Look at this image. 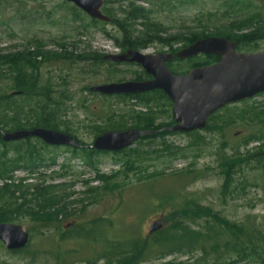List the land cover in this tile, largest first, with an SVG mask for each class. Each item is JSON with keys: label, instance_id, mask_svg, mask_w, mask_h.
Wrapping results in <instances>:
<instances>
[{"label": "rangeland", "instance_id": "rangeland-1", "mask_svg": "<svg viewBox=\"0 0 264 264\" xmlns=\"http://www.w3.org/2000/svg\"><path fill=\"white\" fill-rule=\"evenodd\" d=\"M104 1H108L107 7L119 11L133 0ZM246 3L248 8L237 11L229 7L228 0L136 1L137 6L152 12L149 23L161 24L162 38L186 35L191 31L201 33L204 29L212 35L217 28L257 12L264 18V0H247ZM72 7L63 0H0V50L5 54H16L24 52L29 44L40 42L46 52H60V45H67L69 51L75 52L77 56L98 55L101 61L106 56L120 53L111 38L103 33L105 30L110 36L118 37L120 32L117 27L112 23H104L87 30V34L80 37L78 33L82 31L78 29L79 23L73 20ZM88 20L89 17L85 24ZM143 30L140 23L133 28L134 33ZM73 44L76 45V51L70 47ZM184 45L181 42L171 48L157 42L142 53L166 54L171 50H181ZM243 52L264 53V40L250 45ZM187 66L174 65L182 70H186ZM141 74L142 68L136 65L111 67L108 64L97 66L92 62L71 64L54 61L44 64L41 69L42 85H51L55 96L64 93L68 97L63 102L61 130L69 127L71 133L85 146L93 144L97 138L95 131L100 128L106 132L133 129L112 131L108 130V123L124 120L127 127H130L133 112L143 110L141 106L135 105V101L104 98L88 90L94 86L133 81ZM9 84V81H0V94L12 93ZM35 109L34 104L25 105L24 113L27 116L21 113L22 117L32 118L35 113L29 111ZM160 117L158 126L170 122L167 116ZM211 128V131L189 134H164L163 131L159 138L135 143L128 149L133 153L128 155L108 153L95 156L98 163L96 168L101 175L111 177L115 172L126 171L132 165L134 169L126 177L120 173L112 179V193L111 190L108 194L101 190L99 196L85 201V206L73 207L72 215L58 223L60 230L43 231L28 217L16 216L12 224L21 226L30 234V243L27 252L22 253L9 252L0 242V264H85L102 246L89 245L88 239L62 242V234H68L78 226L89 227L92 222L105 219L112 225H105L98 230L96 234H101L102 240L126 242L134 238H149L153 222L160 219L163 229L171 225L169 217L183 199H194L232 223L255 224L263 228L264 95L230 105L227 112L212 123ZM158 129L163 130L161 127ZM255 137L258 140L245 145ZM33 143L37 144L36 141ZM9 149L10 158L14 157L13 147ZM46 153L57 158L56 164L40 167L38 173L26 184L40 182V174H44L49 183L68 184V191L75 192V197L86 190L84 182H91L89 186L92 188L103 187L101 182L96 181V171L81 157L74 158L67 148H51ZM127 163L128 166H125ZM227 163H231L233 171L229 191L224 193ZM64 165L70 168L69 177H54L53 173L61 171ZM51 177L54 181H51ZM13 178H27V171L16 170ZM118 189L124 190L119 193ZM78 197L83 199V196ZM200 225H204V222ZM61 252L75 253L57 261L55 257ZM200 255V252L189 256L167 255L165 258L153 255L148 264H179L190 261L188 257L197 258Z\"/></svg>", "mask_w": 264, "mask_h": 264}, {"label": "trees", "instance_id": "trees-1", "mask_svg": "<svg viewBox=\"0 0 264 264\" xmlns=\"http://www.w3.org/2000/svg\"><path fill=\"white\" fill-rule=\"evenodd\" d=\"M136 1H131L125 7L122 6L119 11L107 7L108 1H104L103 13L112 20L111 23L117 27L120 36H110L105 30H103V33L111 38L114 45L123 52L127 50L145 51L157 42L169 45L171 48H173V45L184 42V47H188L198 40L211 37L236 42L238 49L243 52L250 45L264 40V18L259 12L248 15L244 19H236L228 26L217 28L215 34L212 35L207 34L204 29L201 33L191 31L186 35L179 34L178 36L162 38L160 37V34L163 33L160 27L161 24L149 23L152 12L137 6ZM228 1L229 7L233 10L237 9L238 11L248 8L247 0ZM71 10L74 12V22L79 23L78 29L82 31L78 33L80 37H84L87 34L85 32L89 29L105 25L91 19L85 24L88 16L76 7H72ZM139 23L144 30L140 33H134L133 28L137 27ZM245 30L251 31L241 33ZM70 47L75 51L77 49L74 44ZM59 49L60 52H46L44 46L40 42H36L29 44L24 52L16 54H5L3 50H0V81H9V88L13 89L9 95L0 94V129L4 132L35 128L62 131L73 137L79 145L85 147L84 143L71 133L69 127L61 130L60 118L63 112V102L68 97L64 93L55 96V91L51 85H42L41 69L44 64L54 61L71 64L92 62L93 64L96 63L97 66L108 64L111 67L117 64L101 61L98 55L77 56L75 52L69 51L67 45H60ZM176 51L178 50H171V52ZM216 62H218V57L210 55L204 59H197V62H186L188 65L186 70L174 67V64L168 65V67L173 74L181 75L186 74L191 68L208 66ZM143 76L148 77L145 72H143ZM140 80L139 77L134 79V81ZM115 98L135 101V105L141 106L143 110L133 112L131 117L132 126L127 127V122L124 120L110 121L108 130L123 131L133 128L152 132L158 125L157 121L161 119V115L167 116L170 122L161 124L159 127L164 129L175 125L171 115L173 104L162 91L133 96H117ZM33 104L36 105V109L34 111L30 110L29 113L34 112L35 116H32V118L22 117L21 113L23 115L27 114L24 113L25 105ZM228 107L209 118L205 131H211L212 123L226 113ZM217 130L221 131L219 128ZM103 132H106V130L103 131L100 128V130L95 131V135L97 137L101 136ZM164 134H168V132H164ZM144 139L153 140L155 137L146 136L141 140ZM255 140H258V138L250 139L245 145ZM33 141H36L37 144H34ZM10 147H13L12 151L14 152V157L11 158ZM51 148L58 149V147L47 146L39 139L34 138L5 143L0 136V224H12L16 216H26L35 226L40 227V230H60L58 223L72 215L73 207L85 206V201L94 199L97 195L99 196L101 190L108 194L113 184L111 182L113 178L120 173H123L126 177L128 172L134 169L132 165L131 168L126 167V171L115 172L111 177L101 175L98 168H96L98 163L95 161V156L108 153L86 148H67L74 158L81 157L96 171V181L102 183V188H92L89 186L91 182H84L86 190L78 194V196H83L82 199L78 196L75 197V192L68 191V184L49 183L44 174H40V182L26 184L38 173L40 167H50L56 164L57 158L48 156L50 154L46 153ZM122 153L128 155L133 152L126 149L115 154L118 156ZM128 164L125 166H128ZM226 166L227 168L224 171V193L229 191L233 171L231 163H227ZM19 169L27 171V178L19 180L13 178L14 172ZM69 172V166L64 165L61 171L54 172L53 175L65 179L69 177ZM159 176H163V174H159ZM51 181H54L53 177H51ZM122 190L124 189H118L117 192L121 193ZM112 192L113 190H111ZM183 200L169 217L171 225L149 238H134L126 242L102 240L103 236L96 233L100 228L105 225L111 226L112 223L109 220L100 219L92 222L89 227L78 226L68 234H62L60 239L62 242L71 239H88L90 241L89 245H101L100 251L96 252L95 256L88 259L85 264H148L150 257L153 255L165 258L167 255L173 254L189 256L195 252H200V257H188L190 261L179 264H264V227L261 228L255 224L238 225L230 222L211 208L199 204L194 199ZM202 221L204 225H200ZM27 249L28 247L20 252L25 253ZM74 253L61 252L57 254L55 259L62 261L66 255ZM165 264L176 263L168 262Z\"/></svg>", "mask_w": 264, "mask_h": 264}, {"label": "water", "instance_id": "water-1", "mask_svg": "<svg viewBox=\"0 0 264 264\" xmlns=\"http://www.w3.org/2000/svg\"><path fill=\"white\" fill-rule=\"evenodd\" d=\"M71 4L91 20L111 23L103 13L104 0H63ZM236 42L211 37L198 40L182 49L176 55L179 60H188L200 55H217L220 62L191 70L185 75H175L168 68L173 55H148L130 50L122 55H109L103 61L114 64L139 65L152 80L145 82L126 81L94 86L92 93L106 97L138 95L162 91L172 102L173 127H166L172 133L189 134L203 131L208 120L227 106L254 99L264 94V53L242 54L236 52ZM150 131L130 129L125 132H105L92 145L81 146L76 140L59 131L35 128L4 132L0 136L5 143H14L29 138L39 139L45 145L59 148H86L106 153H120L134 146ZM163 229L159 219L150 226L153 235ZM0 242L9 252L25 250L30 243V234L21 226L0 224Z\"/></svg>", "mask_w": 264, "mask_h": 264}, {"label": "flooded vegetation", "instance_id": "flooded-vegetation-1", "mask_svg": "<svg viewBox=\"0 0 264 264\" xmlns=\"http://www.w3.org/2000/svg\"><path fill=\"white\" fill-rule=\"evenodd\" d=\"M184 48H186V47H184ZM184 48H182V49H184ZM181 49V50H182ZM181 50H178V51H176V52H168V53H166V54H169V55H173V59L168 63V65L170 66V65H172V64H178V65H181V64H186V62H190V61H193V62H197V59H204V58H207L208 56H210V55H200V56H196V57H193V58H190V59H188V60H179V59H177V57H176V55H177V53L179 52V51H181ZM128 51H130V50H127V51H125V52H123V51H121L120 50V53L119 54H117V55H122V54H126ZM140 52H143V51H140ZM236 52H238V53H242V54H247V53H244V52H242V51H240L239 49H238V46H237V49H236ZM217 56V55H216ZM218 57V62H220V60H221V58L219 57V56H217ZM181 63H180V62ZM218 62H216V63H218ZM216 63H214V64H216ZM214 64H212V65H214ZM119 66H123V65H136V64H129V63H123V64H118ZM167 65V66H168ZM136 66H139V65H136ZM208 66H211V65H208ZM202 67H206V66H202ZM202 67H194V68H191L186 74H188L191 70H193V69H196V68H202ZM169 68V67H168ZM171 71V70H170ZM143 72H145L143 69H142V74L140 75V76H138L141 80L140 81H135V82H145V81H149V80H152V77L151 76H149V75H147L146 73V75L148 76V77H145V76H143ZM176 75V74H175ZM181 75H185V74H181ZM130 81H132V80H130ZM134 81V80H133ZM119 83H123V82H119ZM102 96V95H101ZM122 96H130V95H122ZM133 96V95H132ZM106 97V96H105ZM111 97H117V96H111ZM158 125L152 130V132L154 133V135H152V137L154 136V137H156V138H159V135L163 132V131H165V132H170V131H167V129L166 128H164L163 130H159L158 129ZM169 256H171V255H169Z\"/></svg>", "mask_w": 264, "mask_h": 264}]
</instances>
